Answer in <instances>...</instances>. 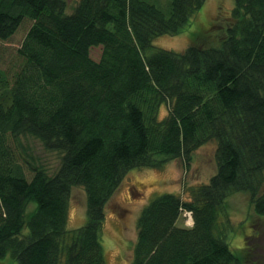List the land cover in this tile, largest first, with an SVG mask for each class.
I'll use <instances>...</instances> for the list:
<instances>
[{"label":"trees","instance_id":"obj_1","mask_svg":"<svg viewBox=\"0 0 264 264\" xmlns=\"http://www.w3.org/2000/svg\"><path fill=\"white\" fill-rule=\"evenodd\" d=\"M233 1L219 33L206 19L190 35L207 0H79L70 13L65 0H0L1 41L32 23L16 69H0V264H105L106 207L126 175L187 165L208 144L216 173L188 200L143 207L131 264H246L256 236L238 255L227 225L236 193L264 218V0ZM162 36L185 47L154 46ZM25 135L61 154L54 176L17 159ZM73 187L87 221L71 230Z\"/></svg>","mask_w":264,"mask_h":264},{"label":"rangeland","instance_id":"obj_2","mask_svg":"<svg viewBox=\"0 0 264 264\" xmlns=\"http://www.w3.org/2000/svg\"><path fill=\"white\" fill-rule=\"evenodd\" d=\"M65 1L68 3L67 12L70 13L79 0ZM206 3V13H203V17L197 15L196 21H193L186 29L188 34L197 33L200 24L205 23L203 21L206 19L214 23L211 31L215 33H219L220 29L226 25L228 12L234 6V1L207 0ZM31 24L30 21L26 22L9 41L0 40V69L9 73L16 69L19 63L17 50ZM185 44V39L179 36H162L154 41V46L174 51L182 50ZM100 52V49H94L92 57L98 60ZM163 108L161 116L167 113L166 108ZM13 147L17 159L23 166L43 171L48 177L57 173L61 164V154L47 150L39 138L32 135L21 136L13 143ZM212 151V144H208L197 150L192 156V161L187 165L178 160L168 163L161 169H141L126 175L122 185L106 207L103 235L105 264H131L138 238L137 220L143 207L154 197L163 193H177L188 200V188L207 183L216 173ZM32 209L33 206L29 205L28 213ZM86 210L87 198L84 189L73 187L68 211L69 229H78L85 225ZM229 219L227 241L231 249L240 255V252L246 248L247 238L255 235L256 238L249 246L252 253L249 252L247 256L243 255V259L246 264H264V218L256 216L249 196L236 193L230 197ZM178 225L188 229L192 228L194 226L193 213L183 210ZM7 259L14 262L10 257Z\"/></svg>","mask_w":264,"mask_h":264}]
</instances>
